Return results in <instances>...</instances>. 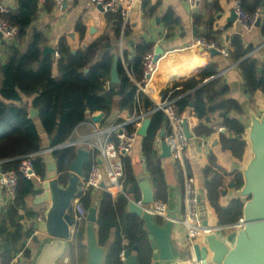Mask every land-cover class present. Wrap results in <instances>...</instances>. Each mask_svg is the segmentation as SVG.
Segmentation results:
<instances>
[{"label": "trees", "instance_id": "1", "mask_svg": "<svg viewBox=\"0 0 264 264\" xmlns=\"http://www.w3.org/2000/svg\"><path fill=\"white\" fill-rule=\"evenodd\" d=\"M40 3L41 0H17V10L5 16L18 28V38L22 42L27 39L28 29L37 19ZM46 3L49 9L54 8L53 1L47 0ZM243 6L246 12L253 14L258 9L264 8V0H253L252 2L244 0ZM115 18L117 20L115 34L119 38L122 19L118 15H115ZM194 21L197 26L202 19L195 16ZM163 22L169 29L178 24L177 19L171 13L164 17ZM261 24L264 34V22ZM74 33L78 36L79 46L74 48L69 36L62 37L56 47L59 53L58 59L55 55L43 54L45 38L41 33H37L28 41L25 51H22L19 46H11L8 50L7 62L0 69L2 75L0 163L2 173L15 171L18 175L16 199L9 211L13 220L18 219L19 209L24 207L26 197L40 194L36 190L35 183L18 171L22 157L39 153L46 143L50 148L63 145L70 139L74 130L94 113L102 112L109 116L115 107L120 112L127 111L129 114L136 109L146 113L156 109V104L152 99L139 91L136 85L142 81L143 60L153 46L142 44L136 48L132 61L127 58L136 83L129 79L120 63L121 83L119 85L110 84L109 89H106V82H110L114 58V54L108 52L113 48L110 39L102 36L87 43L89 27L83 18L76 22ZM204 38L208 42L217 43L215 37ZM231 46L233 51L230 53V58L234 63H239L238 68L247 95L250 98L258 92L264 95V70L260 69L258 61L245 59L250 50L244 47L240 36L232 38ZM55 64L58 67L57 77L53 74ZM217 75L218 65L209 64L202 68L197 76L189 78L184 83L176 84L174 90L178 87H181V90H176L171 98L176 99V108L180 114L187 112L192 102L193 113L201 122L209 121L213 114H225L221 125L226 128L230 137L223 133L217 135L218 144L221 145L223 151L229 150L234 161L243 162L248 147V142L243 140L245 129L239 120L229 117L233 112L242 113L239 102L228 96L230 88L220 78L203 85L206 80ZM190 91L194 92L187 95L186 93ZM168 94L169 91H165L164 97ZM25 98L32 99L29 106L26 105ZM30 109L38 110V117L31 118ZM151 119L152 124L148 136L143 139L142 143L143 155L154 184L156 201L166 203L168 189L162 162L155 147L159 134L166 125V118L163 112L157 111L152 114ZM194 135L198 138L210 136L213 135V131L200 124L194 129ZM53 156L62 174V183H65L69 168L77 157V149H58L53 152ZM91 165L92 162L87 164L85 177ZM34 166L38 175L43 178L46 174L45 159L36 157ZM177 171L183 179L181 171L179 169ZM229 178L232 179L231 183L236 189L242 187V174L238 171L233 174L228 173L219 165L217 156L211 154L209 165L204 171V188L217 226L233 225L242 218L243 203L240 200L224 202L223 195L228 191L227 180ZM136 188V181L126 160L124 190L129 194L130 189L135 190ZM82 202L87 210L94 206L90 193L83 196ZM127 204L128 200L124 195H118L114 199L111 194L103 192L100 196L95 224L99 245L104 246L108 243L111 233L115 232V240L105 264H125L121 259V253L125 250L133 251L135 246L139 248L135 254L140 264H152L153 250L147 234L143 232L144 222L134 214L126 215ZM157 222L163 225L161 219L158 218ZM84 232V230L78 232L79 244L81 234ZM20 240L19 227L11 243L0 246V264H11L17 251L14 247L19 244Z\"/></svg>", "mask_w": 264, "mask_h": 264}, {"label": "crops", "instance_id": "2", "mask_svg": "<svg viewBox=\"0 0 264 264\" xmlns=\"http://www.w3.org/2000/svg\"><path fill=\"white\" fill-rule=\"evenodd\" d=\"M252 1L253 0H250V2ZM6 2L10 7L9 13L17 10V0H6ZM46 2L47 0H41L40 11L37 19L28 29L26 40H23L22 42L17 38L12 44L7 45L4 44L0 38V69L7 62L8 50L11 46H19L22 51H25L28 41L37 33H41L45 38L44 46L53 47L56 51L60 39L66 35L69 36L73 47L77 48L79 46V39L74 33V26L79 19L83 18L89 27L87 43L102 36H107L113 47L112 50H108V52L119 56L120 63L130 80L127 58L129 61L133 60L138 46L147 44L153 46L155 49L158 46L163 49L164 54L158 60L156 72L144 92L156 105L167 98L173 99L171 98L172 94L176 90H181V87L174 90L176 84L184 83L189 78L197 76L200 73V70L209 64H217L218 75L206 80L203 85L214 79L220 78L224 84L229 86L230 93L228 96L231 99L237 100L242 110L241 114L234 112L231 113L229 115L230 118L239 120L244 126V129H246L250 124V110H253L257 115H260L264 110V95L261 92H258L253 98H250L247 95L239 72V63H234L230 57L225 59L220 54L218 56H213L210 53V50H204L202 52L200 50L201 48L193 46L197 38L215 37L220 47L227 48L230 53H232V38L240 36L244 47L250 50L245 59L250 58L257 60L260 69L264 70V34L261 29V23L264 22V8H261L263 18L260 26L252 33H245L238 25L229 22L232 13L233 0H202L199 9L195 13L189 10L186 0H140L141 6L137 9L136 7L133 9L130 20L125 27L123 26L122 21L121 34L120 37L117 38L115 34L117 29L116 14H105L101 12L98 8L94 7L89 0H67L62 11H58L55 8V5L52 10L49 9V5ZM168 13L173 14L178 21V24L171 29L167 28L163 22L164 17ZM195 16L202 19L201 23L197 26L194 21ZM212 22L213 26H211ZM92 29H94V32H91ZM56 59L58 58L56 57ZM130 73L135 79L133 72L131 71ZM53 74L55 77L58 76V67L56 64L53 69ZM1 82L2 75L0 73V85ZM150 85H152V87H150V89L153 90L152 94L148 93ZM165 91H169V94L164 97ZM193 92L194 91H190L186 94L190 95ZM24 101L26 105L29 106L32 99L25 98ZM185 113H193V109H190L189 107ZM128 115L130 114L127 111L120 112L118 108L115 107L110 115H105V118L98 125L105 128L114 124L116 121H121L122 119L127 118ZM224 116L225 114L216 113L210 116L209 121L204 120L202 122L195 117L196 125L203 124L210 129L215 124H222ZM91 118L92 116H90L88 120ZM37 124L40 127L39 121H37ZM91 133L92 128L89 125L81 124L77 133L73 135L72 140H79L83 137L89 136ZM223 134L230 137L227 132ZM158 139L155 147L162 162L165 182L168 189L166 204L168 205L169 211L173 214L174 219L178 220L183 216L182 199L184 177L181 179L170 158L161 159L162 148H160V141ZM243 140H245L244 136ZM142 143L143 139L137 143L133 153L127 159L128 167L136 181L137 188L135 190H129L130 198L135 201H139L142 198V190L139 185V181L142 179H146L150 183L155 195L154 184L148 173L147 164L143 155ZM48 147L49 146L46 143L44 149ZM211 154L217 156L219 165L223 169L228 173L233 174L236 171L241 173V169L248 163L251 153L248 143L245 160L243 162H237L232 159L229 150L223 151L221 145L218 144V136H202L190 141L185 154V163L188 174L196 177L198 181L201 198L199 217L202 223L208 220L211 224L216 225L212 211L208 205L204 188V171L209 165V156ZM90 162L92 161L89 158L88 163ZM0 174H2L1 163ZM231 181V178L227 180L228 191L223 195L224 202L226 203L238 200L237 191L239 189H236ZM231 185H234L233 189L230 187ZM131 191H133L132 194ZM103 192L104 191L89 192L94 205L98 206L100 196ZM39 195L40 194H36L26 197L24 207L19 209L18 219L13 220L9 215L10 207L13 204L9 201L0 187V246L6 243H11L12 238L19 227L21 231V240L19 244L14 247L17 251L11 264H32V261L37 257L41 250L38 244L39 240L43 241L44 237L38 230L34 229L32 221L34 220V215L41 219L43 214L50 207V203L45 202L36 205V198ZM112 197L116 199L118 194L112 195ZM125 213H127V207ZM85 225L83 226L85 232L81 234L80 244L77 241V232L74 234L73 241L70 242L64 257L60 259L57 264L87 263L89 259V251ZM114 240L115 232L113 231L108 243L104 246L100 245L105 249L107 256L109 255ZM172 241L179 257H186V251L184 248V231L179 224H176L174 227ZM80 248L82 250H80Z\"/></svg>", "mask_w": 264, "mask_h": 264}, {"label": "water", "instance_id": "3", "mask_svg": "<svg viewBox=\"0 0 264 264\" xmlns=\"http://www.w3.org/2000/svg\"><path fill=\"white\" fill-rule=\"evenodd\" d=\"M141 6L139 1L136 9ZM103 12L102 8H98ZM236 15L232 11L229 22L235 23ZM260 23H258V27ZM94 32V29L91 30ZM202 52L204 49H200ZM154 62L157 63L164 54L161 47L155 49ZM213 56H218L219 52L210 50ZM43 54H56V49L50 46H44ZM120 59L114 55L110 74V83L119 85L121 83L119 73ZM190 109L194 105L190 103ZM30 117L36 118L39 111L30 109ZM250 124L245 129L244 139L249 143L251 157L245 167L241 169L243 185L237 191L238 200L243 203V226L239 231H233L229 235L218 232L221 226L211 224L208 220L202 223L205 227H210L215 231L204 236L202 245H195V254L198 261L202 264H264V110L257 115L250 110ZM105 118L104 113L93 116L90 120L93 123L100 124ZM152 124L151 118H146L138 130L141 139L148 136ZM185 133L188 139L192 140L185 123ZM165 137V129H162L159 138ZM161 159H169L170 149L164 141L161 143ZM90 152L83 147L78 149L77 157L71 164L67 173V180L62 183V174L58 170L57 162L53 154L45 158L46 174L42 181L35 184L36 190L40 193L36 198V205L48 202L50 207L39 219L34 215L32 221L34 229L44 237L39 240L41 248L32 264H57L62 259L68 249L70 242L73 241L74 234L72 228L74 221L72 218V202L81 193V183L85 178V169L89 162ZM142 190V204L151 205L156 201L154 192L150 183L146 179L139 181ZM105 185H102L104 188ZM232 189L234 185L230 186ZM133 191H131V194ZM201 202V198H200ZM97 205L88 210L86 233L88 238L89 259L86 264H105L107 257L106 251L99 245L95 224L97 222ZM138 216L144 222L143 232L147 234L150 246L153 250V264H184L186 257H179L173 246L172 234L176 223L174 216L169 211V219L159 225L157 218L145 212L142 207L136 205L135 200L128 201L127 213ZM125 215V216H126ZM139 251L135 246L133 251H124L125 264H140L138 256ZM211 254L209 258L208 254Z\"/></svg>", "mask_w": 264, "mask_h": 264}, {"label": "built area", "instance_id": "4", "mask_svg": "<svg viewBox=\"0 0 264 264\" xmlns=\"http://www.w3.org/2000/svg\"><path fill=\"white\" fill-rule=\"evenodd\" d=\"M55 4L58 11H62L67 0H51ZM94 7L102 8L103 13H113L121 17L123 26L125 27L130 20L131 13L140 0H89ZM202 0H186L189 10L195 13L201 4ZM244 0H233L232 11L236 15L235 24L238 25L245 33H252L257 29L258 23H261L263 13L258 9L255 13L250 14L245 11L243 6ZM10 12L6 0H0V38L4 44L10 45L17 40L19 35L18 28L13 25L5 16ZM194 47H199L204 50H216L219 54L227 59L230 57V51L227 48L220 47L217 43L208 42L205 38H197L194 42ZM155 48L149 51L143 60V77L140 83H136L139 91L145 92L146 87L151 82L153 75L156 72L157 63L155 59ZM56 57L59 58V53L56 51ZM128 68V67H127ZM129 76L132 81L136 82L128 68ZM110 82H106L105 88L109 89ZM161 111L166 118L165 137L158 139L161 143L164 141L170 149V159L176 169H179L184 177L183 187V216L181 219L175 220L184 231V248L186 251V259L184 264H202L198 261L195 254V245H202L205 235L214 232L210 227H205L199 217L200 210V189L196 177L190 176L186 169L185 154L190 144V139L185 133V123L188 130L193 135V139L197 138L194 135L196 128V118L194 113H178L176 108V100L167 98L160 101L156 105L153 112H143L137 109L127 118L121 121H116L114 124L102 128L92 120H87L81 124L89 125L92 128V133L79 140H72L74 134L77 133L80 125L74 130L70 139L63 145L55 148H46L37 154L24 156L20 160L19 173L25 178L39 183L42 178L35 170L34 160L36 157L45 159L48 155L53 154L55 150L65 148H87L90 152L92 165L87 176L81 183V193L72 202V218L74 226L72 234L79 232L80 226L87 223L88 210L82 202L83 196L89 192L104 191L111 195H124L128 201H131L130 195L124 190L125 182V161L133 153L137 143L141 140L138 135V130L142 122L146 118H151L154 112ZM99 115L94 113L93 116ZM213 135L217 136L226 132V128L221 124H215L211 127ZM159 148V152H160ZM99 161V162H98ZM105 185L102 188V185ZM0 187L5 195L13 204L16 199V191L18 187V175L15 171H10L0 174ZM136 205L155 218L163 221L169 219L168 205L163 201H155L151 205H143L142 201H136ZM243 226L241 218L237 223L228 226H221L217 229L218 232L229 235L233 231H239ZM209 258L211 254L209 253ZM121 259L124 261V251L121 253Z\"/></svg>", "mask_w": 264, "mask_h": 264}, {"label": "bare ground", "instance_id": "5", "mask_svg": "<svg viewBox=\"0 0 264 264\" xmlns=\"http://www.w3.org/2000/svg\"><path fill=\"white\" fill-rule=\"evenodd\" d=\"M154 78H155V77H154ZM154 80H155V79H154ZM150 87H152V85L149 86V88H148V93H149V94H152V93H153V90L150 89Z\"/></svg>", "mask_w": 264, "mask_h": 264}, {"label": "rangeland", "instance_id": "6", "mask_svg": "<svg viewBox=\"0 0 264 264\" xmlns=\"http://www.w3.org/2000/svg\"><path fill=\"white\" fill-rule=\"evenodd\" d=\"M70 213H72L71 211H70ZM83 230V226H80V228H79V233L81 232ZM78 233V234H79Z\"/></svg>", "mask_w": 264, "mask_h": 264}]
</instances>
